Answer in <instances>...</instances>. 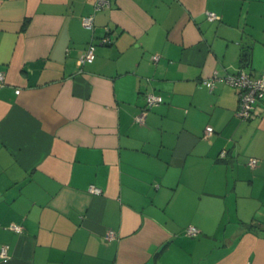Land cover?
I'll use <instances>...</instances> for the list:
<instances>
[{"label": "crops", "instance_id": "obj_1", "mask_svg": "<svg viewBox=\"0 0 264 264\" xmlns=\"http://www.w3.org/2000/svg\"><path fill=\"white\" fill-rule=\"evenodd\" d=\"M239 68H264V0H0V264H264V101L237 116Z\"/></svg>", "mask_w": 264, "mask_h": 264}, {"label": "built area", "instance_id": "obj_2", "mask_svg": "<svg viewBox=\"0 0 264 264\" xmlns=\"http://www.w3.org/2000/svg\"><path fill=\"white\" fill-rule=\"evenodd\" d=\"M93 4L94 11L106 8L110 6L111 0H91ZM208 20H214L217 18V15L213 12H207ZM93 14H89L83 18V25L88 29H93ZM108 30V29H107ZM109 36L104 35L100 38L101 43H108ZM94 43H89L87 48L83 53L78 56L77 64L78 66H82L85 61H90L94 59ZM159 58L158 54H153L151 59L153 61H157ZM220 80L218 75H214L211 79L203 80V83L206 87L211 89L216 81ZM223 80L235 88L237 90L238 95V107L236 110L237 116L242 119H248L253 114V110L255 105L258 102L264 101V68H262L259 75H251L250 73L246 72L245 70L239 68L236 71L226 74L223 77ZM4 82V75L0 72V83ZM19 90L17 89L16 92ZM145 106L142 108L141 112L135 116V120L139 123H142L147 111L153 105H156L162 102L161 95L154 94V93H146L145 96ZM212 127H206V133L210 134L212 132ZM226 151L223 150L220 152V156H225ZM258 159L255 157H250L248 159V164L253 167L257 164ZM88 190L94 194L101 193V190L96 187L95 185H89ZM13 229L17 232L20 231L21 227L19 225H14ZM186 233L189 235H195L197 233V229L194 226H189L186 229ZM112 236L111 233H108V237ZM7 245L0 246V257L4 260L7 259L6 255Z\"/></svg>", "mask_w": 264, "mask_h": 264}, {"label": "water", "instance_id": "obj_3", "mask_svg": "<svg viewBox=\"0 0 264 264\" xmlns=\"http://www.w3.org/2000/svg\"><path fill=\"white\" fill-rule=\"evenodd\" d=\"M244 54L248 56V52H245Z\"/></svg>", "mask_w": 264, "mask_h": 264}, {"label": "trees", "instance_id": "obj_4", "mask_svg": "<svg viewBox=\"0 0 264 264\" xmlns=\"http://www.w3.org/2000/svg\"><path fill=\"white\" fill-rule=\"evenodd\" d=\"M243 59H245V57H243Z\"/></svg>", "mask_w": 264, "mask_h": 264}]
</instances>
